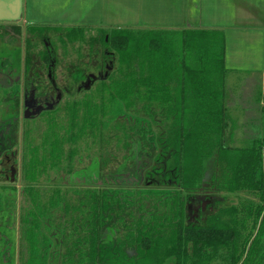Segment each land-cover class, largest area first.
I'll use <instances>...</instances> for the list:
<instances>
[{"label": "trees", "instance_id": "trees-1", "mask_svg": "<svg viewBox=\"0 0 264 264\" xmlns=\"http://www.w3.org/2000/svg\"><path fill=\"white\" fill-rule=\"evenodd\" d=\"M27 28L38 33L21 35L20 26L0 22V44L14 46L21 40L25 54L37 50L40 44L42 49L37 55H42L49 67L54 51L46 44L49 38L43 33L49 28ZM109 31L104 32L108 36L104 37V45L121 56L136 48L138 63L131 71H117L100 80L98 88L81 102L73 101L68 106L66 136L57 137L56 124L51 123L47 128L48 133L52 131L48 148L42 153L37 147L31 150L22 173L27 184L25 200L33 203L27 211L32 224L24 226L28 263L33 264L38 258L33 233L38 231L41 216L55 234L46 239L45 248L53 238L69 264H165L153 257L166 239L175 247L173 264H183L187 259H191V264H208L211 256L227 245L229 264H264V135L249 147L234 151V155L223 146L221 138L214 143L219 153L210 177L211 188L227 194L246 192L252 199L218 209L202 224L185 221V209L194 198L191 192L202 183V151L199 145L193 147L191 137H220L222 129L223 108L215 85L217 78L228 73L224 64V32L131 28ZM63 35L68 41H76L83 37V30L69 28ZM28 67L25 61L24 69ZM72 80H83L82 72L76 71ZM15 90L11 89L14 96ZM190 98L196 103L193 108L187 102ZM261 111L264 122V106ZM186 115L193 120L192 125L185 126ZM154 119L157 123L171 119L168 133L155 135L150 127ZM116 120L118 132L123 122V137L133 142L130 155L135 160L130 167H136V158L142 159L143 167L145 160L159 164L170 150L173 170L165 173L160 166L146 167L142 177L136 174L142 185L136 189L35 186L49 171L59 177L69 176L77 153L73 143H96ZM76 123L78 128L73 133ZM201 142L203 148L207 142ZM4 200L0 191V210ZM160 214L163 220L169 216L167 230L164 224L155 223ZM118 228L122 230L120 237L103 239L104 232Z\"/></svg>", "mask_w": 264, "mask_h": 264}, {"label": "rangeland", "instance_id": "rangeland-1", "mask_svg": "<svg viewBox=\"0 0 264 264\" xmlns=\"http://www.w3.org/2000/svg\"><path fill=\"white\" fill-rule=\"evenodd\" d=\"M11 23L21 27V35L24 33H34L33 35L38 33V31L33 32L32 28L28 29V25L48 27L49 29L43 30V33L49 38L46 44L54 51V65L51 76L56 85L55 89L46 79L48 67L43 62V56L37 55L38 51L42 49L40 44L37 45V50H31L30 54H25L21 40L14 46L0 44V81L11 80L13 82L16 78L18 81H21L22 78H27L28 76L23 75L26 61L29 65L27 68L29 79L34 86H41L36 91L39 92L45 89V97L40 99L39 104L43 106V111L27 120L23 118V112L26 109L22 104H19L16 110L4 103L5 101H0V131L8 126L9 123L16 121V125L12 128L14 136L12 137L10 148H8L9 152L0 156V191L5 199L3 201L5 203L2 204L0 210V264H29L28 242L24 226L30 227L32 224L30 222L32 218L27 215V211L31 210L33 203L28 198L25 200L27 184L23 179L22 173L31 150L37 147L38 151L42 153L48 148V143L50 142L48 137L49 134L52 135V131L48 133L47 128L51 123L56 124L54 131L57 137H65L66 128L69 126L67 122L70 117L68 106L73 101L81 102L98 88L99 81L95 82L91 88L87 87L77 91L78 82L72 80V76L76 71H81L85 75H96L98 72L103 74V63L106 64L108 61H112V71H109L108 75H114L118 73L117 71L125 73V71H131L136 66L138 57L136 56V48L121 56L113 48L104 45V37L107 39L108 36L105 35L113 27H109L110 29L104 28L107 31H102L100 30L102 27L99 26L78 25L70 27L53 22L27 24L22 19ZM69 28L82 29L83 37L76 41H68L63 34ZM118 28L128 27L120 26ZM105 54L110 57L105 56ZM68 89H70L69 94H66ZM215 89L220 94V108H223L221 110L222 129L219 132L220 137H191L193 139V147L199 145L202 151V159L200 161L202 183L198 190L191 193L198 196V199L205 197L206 200L213 202L210 208L205 209V216L216 212L218 209L236 206L241 200L252 199V196L246 192L227 194L211 188L210 177L214 168H216L215 159H217L216 157L219 153H216V144H214L216 139L221 138L223 146L228 150H232V154H230L234 155L237 150L249 147L253 140L261 139L264 135V122L261 111L264 106V78L262 79L259 76L248 77L244 73L228 72L225 76L216 79ZM88 90L90 91L88 92ZM187 102L191 108L195 107L196 103L192 98L188 99ZM47 103H49V107L45 108L44 104ZM188 108L185 107L183 109L186 110ZM119 119L122 120L123 116L119 117ZM117 121H113L109 125L108 131L101 136L102 139L99 138L102 141L98 140L94 144L89 142V146L79 140L73 143L72 147L77 149V153L73 158L69 176L65 174L63 177H59L49 171V175L47 174L48 176L40 179L35 186L47 189L56 185L64 186L65 184H70L79 188L105 189L108 187L107 189L109 190L142 187V185H125L122 182L129 175L130 170L128 168H130L133 160L130 155L133 142L123 137L125 134L122 127L123 122L118 127L120 128L118 132L116 128ZM170 121L157 123L154 119L150 123V127L155 135L168 133ZM186 121L187 124L185 126L192 125L191 122L193 120L190 116L186 115ZM77 128L78 123H76L73 133H76ZM185 129L187 130V128ZM115 133L117 134L116 136ZM201 139L207 142L204 145L206 149L204 146L201 148L203 145ZM137 145L136 147H139ZM207 150H210V152L205 157ZM6 155L7 159L3 160ZM139 161H142V159L140 158ZM147 162L149 164L152 163L150 160H147ZM163 165L165 166V172L169 173L172 171V159L170 157L164 160ZM11 169L13 172H11ZM262 169L264 183V153ZM103 177L111 181L112 184L103 185L101 183V178L103 179ZM115 177L121 181L120 184L115 183ZM156 218L155 223H158V225L164 224L165 230H167L169 216L165 220L161 219V214L159 217L156 216ZM38 220L40 221L38 231L33 233L35 237L34 246L38 258L33 264H69L63 260L53 238L51 239V245L49 244L50 246L47 249L45 248L46 239L51 237L50 235L54 234V232H52V228L46 227L43 217L38 216ZM153 233H156V231H153ZM121 235V229H109L103 233V239L109 241ZM159 247L157 253H154V261L173 264L175 260L173 255L174 245L166 239ZM229 247L227 245L220 248L211 256L208 264H229ZM24 248L26 249L23 250ZM183 264H191V259H187Z\"/></svg>", "mask_w": 264, "mask_h": 264}, {"label": "crops", "instance_id": "crops-1", "mask_svg": "<svg viewBox=\"0 0 264 264\" xmlns=\"http://www.w3.org/2000/svg\"><path fill=\"white\" fill-rule=\"evenodd\" d=\"M24 23L220 30L228 72L264 78V0H21Z\"/></svg>", "mask_w": 264, "mask_h": 264}, {"label": "flooded vegetation", "instance_id": "flooded-vegetation-1", "mask_svg": "<svg viewBox=\"0 0 264 264\" xmlns=\"http://www.w3.org/2000/svg\"><path fill=\"white\" fill-rule=\"evenodd\" d=\"M3 45H6V44H3ZM105 56L110 57L107 54H105ZM51 62L52 64L48 67L46 79L48 80V83H50V85L53 87V89H55L56 85L51 76L52 68L54 65V60H52ZM103 67H104L103 74H101V72H98L96 75H89V74L85 75L82 73L83 80L78 81L77 91H79L80 89H86L87 87L91 88V86L95 82L107 78L109 71H112V61H108V63L106 64L103 63ZM24 74L28 77L25 79L22 78L21 81H18L17 78L13 82H11V80L10 81L8 80L0 81V101L1 102L5 101L4 103H6L7 105H10L16 110L19 104H22L23 107L26 109L23 112V118L24 120H27L28 118L33 117L35 114L37 116L43 111L42 110L43 106L39 104H40V99H43L45 97V91H44L45 89H43V91L40 90L39 92L36 91L40 89L41 86L33 85V82L29 79L30 78L29 72L25 69H23V75ZM87 83H88V86L86 87ZM11 89H16L15 90L16 96L13 95ZM69 91L70 89L66 90V94H69ZM21 99H22V103H21ZM44 106L45 108H48L49 103L44 104ZM15 122L16 121L9 123L8 126H6L2 131H0V156L9 152L8 148H10V145L12 143V137L14 136L12 128L16 125ZM170 154H171V151L168 150L163 160L161 161L162 165L159 163V166L162 167L164 170H165V166L163 165V162L167 157H170ZM6 159H7V155L3 157V160H6ZM3 160H2V163H3ZM139 160L140 159H136L135 168H132V167L128 168L130 170L129 171L130 177L128 175L126 178H124V180L122 181L123 184L137 185L139 182H138V179L136 178V174L140 178L142 177V174L144 173V170L146 169V167L147 169L151 168L152 166L159 167L157 163L152 162L151 164H149L147 160L144 162L146 164V167H143V165H141V161ZM11 172H13L12 169H11ZM101 183L105 186L112 184L111 181H109L108 179L104 177L101 180ZM115 183L120 184L121 181H119L118 178L115 177ZM192 196L194 197L193 200H191L190 204H188L187 208L185 209V213H186L185 221L186 223L202 224L204 223V220L208 216V215L205 216V212H206L205 209L207 210L208 208H210L213 202L208 199L206 200L205 197H202V199H198V196L194 194H192Z\"/></svg>", "mask_w": 264, "mask_h": 264}, {"label": "water", "instance_id": "water-1", "mask_svg": "<svg viewBox=\"0 0 264 264\" xmlns=\"http://www.w3.org/2000/svg\"><path fill=\"white\" fill-rule=\"evenodd\" d=\"M21 19V0H0V22H17ZM88 83L86 84V87Z\"/></svg>", "mask_w": 264, "mask_h": 264}]
</instances>
